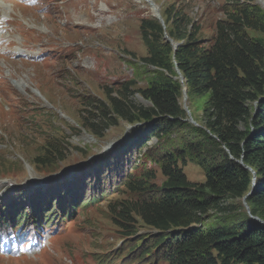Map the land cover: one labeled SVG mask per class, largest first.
I'll return each instance as SVG.
<instances>
[{"label": "rangeland", "instance_id": "rangeland-1", "mask_svg": "<svg viewBox=\"0 0 264 264\" xmlns=\"http://www.w3.org/2000/svg\"><path fill=\"white\" fill-rule=\"evenodd\" d=\"M28 1L33 4L43 3L48 7L36 4L34 8H26L13 3L16 8H25L17 10L23 16L25 14L26 19L37 21V25L44 28L43 33L48 35L46 40L55 44L51 45L60 49L58 44L67 43L70 46L65 51L61 50V53L50 54V62H47L52 66L50 71L44 69V62L21 60L18 56L14 61L0 59V72L7 77L5 79L0 76V180L8 179L12 182V186L6 182L0 185V195L6 193L5 197L0 196L2 205L9 196L21 191L39 194V197L47 199L50 196L53 198L56 194L51 191V186L67 183L69 177L76 180L81 173L88 174V178L92 177L96 188L99 184L98 174L111 167L112 173L103 174L107 177V184L111 179L110 175L115 173L117 163L110 162L107 157L118 154L120 146L129 141L126 139L130 138L132 132L129 137L126 133L131 129V124L119 118L118 123L107 128L103 135H94L83 124L86 117H91L90 112L98 115L99 111L86 104L89 100L109 103L108 89L113 90V95L117 96L118 90L130 81L135 82L132 89L145 88L154 71L152 66L142 61L148 48L142 39L140 22L143 18L155 17L146 0H64L60 6L61 11V0ZM154 1L161 13L173 5L181 9L201 26L199 37L209 42L208 44L216 34L217 22L226 18L224 7H231V3L237 1L244 2ZM77 9L82 12V19L78 18V13L75 14ZM248 33L264 38V33L251 29H248ZM8 42L9 40L4 42V53L12 52L7 46ZM28 47L33 48L34 44ZM21 82L26 85H21ZM186 87L185 85L183 91ZM186 90L188 94V88ZM130 99L137 105H151L136 92ZM202 101L203 98L190 97L185 104L183 93L182 102L189 109L187 119L191 116L194 120H189L191 124L205 128ZM91 119L98 121L93 116ZM185 133L175 129L162 138L149 139L147 146L141 150L138 146L134 147L133 159L138 166L133 170L126 166V170L129 169L128 172L137 181H146L153 188H158L166 180L161 167L166 159L164 155L173 154L177 156L189 180L205 182V169L190 155L181 157L178 154ZM52 142L61 147L64 157L58 162L59 167L49 171L48 167L37 162V157L43 155L45 147ZM125 177L115 178L118 180L114 181V186L100 203L77 211L73 217L63 214L66 218H57L46 228H42L40 224H29L25 229L10 232L7 231L8 227H1L0 252L7 254L0 255V264H154L148 263L154 258L153 252L146 259L138 254L139 249L134 256L128 254L144 242L151 244L157 230L134 215L132 224L136 227L137 234L128 237L111 213V204L116 205L117 202L138 197L131 194L126 184H123ZM21 182L25 185L17 186ZM78 182L79 179L69 186L73 188ZM89 184L87 182L86 188L92 187ZM86 194H91V189L86 190ZM28 206L25 205L26 208ZM243 206L248 212L244 203ZM55 210L59 213L57 217H61L59 209ZM209 215L203 223L205 229L216 219L214 212ZM22 251L24 255H19Z\"/></svg>", "mask_w": 264, "mask_h": 264}, {"label": "trees", "instance_id": "trees-1", "mask_svg": "<svg viewBox=\"0 0 264 264\" xmlns=\"http://www.w3.org/2000/svg\"><path fill=\"white\" fill-rule=\"evenodd\" d=\"M231 4L224 7L226 18L217 22L210 44L199 37L201 26L174 5L162 13L165 26L156 17L143 18L140 31L148 53L142 61L154 68L149 85L132 89L135 82L130 81L117 96L108 89L109 103L86 104L99 111L90 112L97 122L86 117L83 124L97 136L119 118L144 123L133 128L117 155L108 157L117 162L114 175L106 184L107 177L99 173L100 183L82 206L100 201L115 178L126 176L123 184L138 197L111 204V213L128 237L137 234L134 215L157 230L151 244L144 242L128 254L134 256L139 249L146 259L153 252L148 263L264 264V222L253 217L264 221V38L248 33V29L264 33V7L256 0ZM185 85L188 99L203 98L205 128L187 119L182 102ZM135 92L151 105H137L130 99ZM175 129L186 132L178 154L190 155L205 169V182L189 180L173 154L164 155L162 186L137 181L128 172L138 166L133 148L141 150L149 139ZM60 148L48 143L37 162L55 170L64 157ZM98 188L101 193H96ZM244 196L250 213L241 202ZM211 212L216 219L205 229L203 223Z\"/></svg>", "mask_w": 264, "mask_h": 264}, {"label": "water", "instance_id": "water-1", "mask_svg": "<svg viewBox=\"0 0 264 264\" xmlns=\"http://www.w3.org/2000/svg\"><path fill=\"white\" fill-rule=\"evenodd\" d=\"M148 1H152V0H148ZM259 3H261L263 6H264V0H257ZM153 2V1H152ZM154 3V2H153ZM160 16H161V14H159ZM159 20L161 21V23L164 25V20H163V18L162 17H159ZM165 26V25H164ZM165 38L169 41L170 40V38H169V36L166 34L165 35ZM175 46H177V44H174ZM178 69V68H177ZM182 79H184V77L182 76ZM187 88V87H186ZM186 88L184 89V91H183V93H184V101H185V104H186V101H187V99H188V94H187V90H186ZM185 107V109L187 110V113H189V109H188V107H187V105H185L184 106ZM189 116H190V114H189ZM188 120H190V121H193L194 122V120H193V118L190 116L189 117V119ZM142 124V123H141ZM134 126H136V125H131V127H134ZM130 127V128H131ZM130 130V129H129ZM129 130L127 131V133L129 132ZM126 133V134H127ZM245 198H246V196H244V198H243V203L245 204V206L247 207V210H248V212H250V209H249V206H248V204H247V202L245 201ZM255 219H257V220H259V221H261V222H264L260 217H258V216H253Z\"/></svg>", "mask_w": 264, "mask_h": 264}, {"label": "bare ground", "instance_id": "bare-ground-1", "mask_svg": "<svg viewBox=\"0 0 264 264\" xmlns=\"http://www.w3.org/2000/svg\"><path fill=\"white\" fill-rule=\"evenodd\" d=\"M154 1V0H153ZM146 2L150 5V8L154 11V13H155V17L157 18V19H159V17H162V15L160 16L159 14H161V9H160V7L158 6V4L154 1V3L152 2V1H148V0H146ZM6 5V8L8 9L9 7H10V4L8 3V2H6L5 3ZM31 27H33V26H31ZM3 39V38H2ZM31 47H32V45H31ZM21 85H23V86H25L26 85V83L25 82H21L20 83Z\"/></svg>", "mask_w": 264, "mask_h": 264}]
</instances>
